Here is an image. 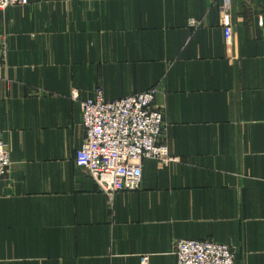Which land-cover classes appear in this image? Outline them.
<instances>
[{
  "label": "crops",
  "instance_id": "obj_1",
  "mask_svg": "<svg viewBox=\"0 0 264 264\" xmlns=\"http://www.w3.org/2000/svg\"><path fill=\"white\" fill-rule=\"evenodd\" d=\"M155 86L176 160L144 159L140 187L108 199L74 164L77 100ZM0 132L11 161L0 179V264H176L181 239L264 264V0L8 6Z\"/></svg>",
  "mask_w": 264,
  "mask_h": 264
},
{
  "label": "built area",
  "instance_id": "obj_2",
  "mask_svg": "<svg viewBox=\"0 0 264 264\" xmlns=\"http://www.w3.org/2000/svg\"><path fill=\"white\" fill-rule=\"evenodd\" d=\"M28 0H0V10L24 5ZM228 9H223L224 41L230 52L233 44ZM158 87L105 99L100 88L93 97L78 101L84 139L75 153L74 164L81 167L108 199L122 190H136L142 178L144 159L163 164L176 160L164 142L165 122L154 103ZM10 154L0 132V179L7 177ZM176 264H235L233 249L212 240L181 239L173 244ZM143 257L141 264H147Z\"/></svg>",
  "mask_w": 264,
  "mask_h": 264
}]
</instances>
